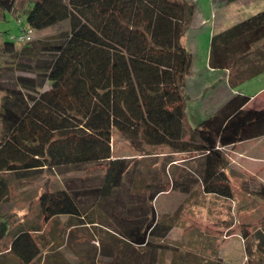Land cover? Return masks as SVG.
<instances>
[{"label":"trees","instance_id":"trees-1","mask_svg":"<svg viewBox=\"0 0 264 264\" xmlns=\"http://www.w3.org/2000/svg\"><path fill=\"white\" fill-rule=\"evenodd\" d=\"M195 10L188 0H0V22L8 13L24 16L36 32L66 27L22 44L0 32V57L13 58L26 73L6 80L10 68L0 60V209L16 183L46 170L101 169L41 194L43 221L67 216L82 225L89 210L109 201L106 227L144 247L143 264H151L163 246L148 237L162 239L171 230L152 206L164 190L135 189L138 159L114 156L116 134L136 150L165 146L202 155L203 192L232 197L221 148L263 137L264 109H245L250 98L235 94L185 134L192 55L181 41ZM209 47L210 67L226 70L231 88L264 73V9L213 34ZM241 186L264 201V185L255 178ZM12 218L0 211V242L10 237L7 254L28 264L38 255L33 232L40 226L13 227ZM252 235L256 248L247 243L246 264H264V225Z\"/></svg>","mask_w":264,"mask_h":264},{"label":"rangeland","instance_id":"rangeland-1","mask_svg":"<svg viewBox=\"0 0 264 264\" xmlns=\"http://www.w3.org/2000/svg\"><path fill=\"white\" fill-rule=\"evenodd\" d=\"M188 1H193L204 22L202 26L187 30L181 42L192 55L193 67L196 68L195 70L201 71L200 73L203 75L208 56L210 57L209 46L212 35L210 36L209 32L212 31L214 34L222 32L238 19H247L264 9V0H238L234 3L224 0ZM214 8L218 9L217 12H213ZM235 18L236 20L233 21ZM26 27L24 16L16 19L7 13L5 20L0 22V32L13 37L18 36L22 32L21 29ZM65 28L64 26L60 29L51 27L41 32L32 31L31 36L35 41L56 34ZM15 46L19 47V45ZM0 60H6L8 68H10L6 80L14 79L18 75H26V73L17 71L13 58L4 56L0 57ZM221 78L223 77L221 76ZM219 80L217 78V87H221L219 86L221 82L223 84V81L219 82ZM263 83L264 73L235 88L241 92L251 93L261 87ZM210 97L211 95L205 101L201 100L197 105L192 102L187 103L184 117L185 134H190L191 129L196 127L198 121L206 118L210 109L214 108V100L210 109L207 110L208 107L204 105ZM235 146L221 148L227 160L226 172L232 193L230 199H225L203 193L201 185L202 155H197L194 152L174 153L165 146H143L136 150L119 134L112 137L110 147L114 151V156L138 159L135 171V189L145 193L156 191L157 189L153 187L146 190L145 186L150 184L151 186H162L166 192L164 194H167L163 195L161 200L154 204V207L156 206L157 209L159 223L169 225L172 231L162 242V246L168 250L156 252L153 264H246L245 247L249 243L250 247L255 250L256 241L252 234L264 225V201L254 192L242 188L238 180L243 176L241 173L232 172L230 164L243 165L239 161L241 155L234 151ZM102 172L103 170L95 168L46 170L39 177L16 183L11 202L3 205L0 211L1 213L8 211L13 213V227L23 225L36 228L40 226L38 232H33V236L38 237L39 247L45 248L46 245L55 243L61 245L64 250H72L75 240L79 239L82 250L87 248L85 249L87 254L84 264H96L94 263L96 259L99 264L104 258L106 239L96 227H92L93 225L90 224L106 227L109 211H106L105 207L109 206V201L89 210L83 216L88 219L89 216L92 217V223L88 225L85 220H83V225H78L74 219L67 216L54 217L52 220H56L60 224V229L58 235L49 238L48 233L49 236L53 231L56 233V228L54 225L52 226V222L43 221L38 207V197L45 192L62 189L65 180L99 176ZM247 176L249 174L246 175V178H249ZM175 183L177 185L173 187ZM183 183L189 189V194L186 197L181 195L182 190L179 189L180 184ZM50 228L51 230L47 233ZM9 239L10 237L0 242V251L3 250L0 253L7 251L5 248H7L6 244ZM48 239L52 242L47 244ZM118 244H107L112 248L113 256L114 251L118 250ZM90 247L92 248L89 249ZM94 249L97 251L95 258L94 255L90 257L88 253L92 250L93 254ZM124 252L131 261H136L138 253L133 248H125ZM253 260H257V258L253 256Z\"/></svg>","mask_w":264,"mask_h":264},{"label":"crops","instance_id":"crops-1","mask_svg":"<svg viewBox=\"0 0 264 264\" xmlns=\"http://www.w3.org/2000/svg\"><path fill=\"white\" fill-rule=\"evenodd\" d=\"M211 1H213V0H211ZM224 1L234 3L238 0H224ZM191 2H193V1H191ZM213 10H214L213 12H217L218 9L214 8ZM234 20H236V18L233 19V21ZM241 21H243V20L238 19L237 21H235L234 23H231V24L235 25ZM203 22H204V19H203L201 13L198 12V10L196 8L193 19H192L191 24L189 26L190 28H188V30H191L197 26L198 27L202 26ZM233 25H231L230 27H232ZM226 29H228V27ZM213 34L214 33L212 31L209 32L210 36ZM208 58H209V56H208ZM192 60H193V58H192ZM195 69L196 68H194L193 64L191 63L190 71H189L187 78H186V92H187L188 96L190 97V102L195 103L196 105L201 100L205 101V99L209 95H211V97L209 98L207 103L204 104V105H206L205 107H208L207 108V110H208L211 108V104L213 103L212 101L214 100V105H213L214 108L210 109V113L208 116L213 114L219 107H221L226 101H228L235 94L246 95L250 98L249 101L244 106L245 109H252V110L264 109V83L262 84L261 87L256 88L251 93H245V92H241V91L237 90L235 87L231 88L229 83H228V72L226 70H222V69L211 68L209 65V59L207 60L204 75L202 73H200L201 71L195 70ZM261 75H263V73ZM261 75H259V76H261ZM221 76L223 78H221ZM259 76H257V77H259ZM217 78L220 79L219 82L223 81V84L221 82V85H219L221 87H217V84H216ZM218 89H220V90H218ZM216 91H217V93H216ZM213 93H215V95H213ZM196 107H197V109H199L198 106H196ZM228 147H230V146H228ZM235 148L236 149L234 151H236L238 153V155H241L239 161L242 162L243 165L232 163V164H230V168L232 169V172H238V173H241L243 175L242 178L241 177L238 178L239 183L244 182L246 179H248V178H246V175L249 174V176H247V177H249V178L255 177V179L259 183L264 185V136L260 137L258 139H253V140L245 141L242 143H238V144H236ZM226 170H227V167H226L224 172H225L227 178L229 179ZM184 184L185 183L180 184L179 189L182 190L181 195H185V197H186L189 194V189ZM176 185H177V183H175V185H173V187H175ZM152 187L156 188L157 190H163L162 186H151L150 184L145 186L146 190H148V188H152ZM164 193H166V192L161 191L160 193L155 195V197L153 198V201H152V204H153L152 206H153V209L155 211L156 219H157V209H156V206L154 207V204L159 202L163 195H167ZM105 209H106V211L110 212L111 211L110 205L109 206L107 205L105 207ZM109 212H108V214H109ZM58 217H65V216H58ZM85 217H82V220H85L87 222L86 225H88L89 223H92L91 222L92 221L91 216H89V219H88V217L87 218H85ZM52 219L53 218L49 219L47 222H52V226L54 225L56 228V233L53 231L52 233H50V236H49L48 232L51 230V228L49 230H47L49 238L50 237L54 238L56 235H58V231L60 229L59 228L60 224L56 220H52ZM90 225H93L92 227H96L106 239V244L104 247V249H105L104 258L99 264H143L144 261L148 260V258H146V255H144V251H145L144 247H142V246L140 247L137 245L130 244L127 240L122 239L117 233L108 229L107 227H100V226L98 227L95 224H90ZM92 229L95 230V228H92ZM171 231H172V228L169 231V233L166 235V237H164L162 239H158L157 237L153 236V237H148V240L151 241L153 244L163 245L162 242L169 236ZM46 242L48 244L49 242H52V241L50 239H48ZM110 243L111 244L119 243L118 248H117L118 250L114 251V256L112 255L113 254L112 248L109 245H107ZM73 245H74V247L72 250L71 249L70 250H64L61 245H58L55 243H52V244L50 243V244L46 245L45 248H41L37 245L38 255L34 260H32L28 264H84L85 263L84 259H85V256L87 254V251L85 249H87V248L85 247L84 251L82 250L81 243H80L79 239L75 240ZM129 247L133 248L138 253L136 256L135 262H134V260L131 261L130 258L127 257L125 252H124V249L129 248ZM91 248L92 247H90L89 249H91ZM162 250L166 251L168 249H165V247L163 246V248L157 249V251H155V253L162 251ZM96 252L97 251L94 249L93 254H92V250L89 251L88 253L90 254V257H92L94 255V258H95ZM155 253H152L151 257L149 258V261L151 262V264H153V261L155 259L154 258ZM6 254H7V251L0 253V264H18L19 263L18 260L13 258V256L6 255ZM96 260H98V259H96ZM96 260H94V263L98 264V262H96Z\"/></svg>","mask_w":264,"mask_h":264},{"label":"built area","instance_id":"built-area-1","mask_svg":"<svg viewBox=\"0 0 264 264\" xmlns=\"http://www.w3.org/2000/svg\"><path fill=\"white\" fill-rule=\"evenodd\" d=\"M31 34H32V29L26 28L23 29L18 36L13 37V40L18 44H22L32 40Z\"/></svg>","mask_w":264,"mask_h":264}]
</instances>
